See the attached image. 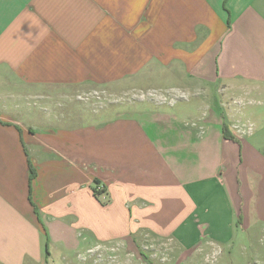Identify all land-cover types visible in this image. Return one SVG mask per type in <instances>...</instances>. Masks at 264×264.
I'll list each match as a JSON object with an SVG mask.
<instances>
[{
	"label": "crops",
	"instance_id": "1",
	"mask_svg": "<svg viewBox=\"0 0 264 264\" xmlns=\"http://www.w3.org/2000/svg\"><path fill=\"white\" fill-rule=\"evenodd\" d=\"M158 73L202 84L199 114L48 116L38 133L10 110L18 93ZM0 90V264H45L48 240L70 252L136 237L195 247L264 230V109L220 108L231 93L264 95V0H0Z\"/></svg>",
	"mask_w": 264,
	"mask_h": 264
},
{
	"label": "rangeland",
	"instance_id": "2",
	"mask_svg": "<svg viewBox=\"0 0 264 264\" xmlns=\"http://www.w3.org/2000/svg\"><path fill=\"white\" fill-rule=\"evenodd\" d=\"M164 75L158 73L154 79L132 82L127 86L118 83L74 90L59 94L60 97L54 95L47 98L40 91L24 98L18 93L11 99L16 101L17 107L14 108L12 104L13 108L10 110L14 114L17 112L15 115L18 119L31 115L29 117L34 122L31 123L38 133L42 128L38 123L48 116L61 121L60 125L64 122L72 125L79 122L77 117H73L74 114L76 116L82 113L85 122L94 121L98 112H109V117H113L127 108L145 109L134 107L156 108L164 112H182L193 107L194 113L199 114L201 110L197 107L205 99L207 89L202 84L189 85L179 78L165 80ZM159 92L165 93L161 99L158 98ZM66 94L72 96L65 97ZM221 100L223 107L220 108L227 110L264 109V95L258 93L239 91L231 93L229 97L225 95ZM221 100L219 98L220 103ZM85 236L83 231L79 232V239H84ZM46 251L45 264H264V230L251 228L244 233L243 229H239L235 240L230 243L201 242L195 247H185L174 241L136 237L132 244L119 240L99 244L90 242L70 252L64 246L55 245L48 240Z\"/></svg>",
	"mask_w": 264,
	"mask_h": 264
},
{
	"label": "built area",
	"instance_id": "3",
	"mask_svg": "<svg viewBox=\"0 0 264 264\" xmlns=\"http://www.w3.org/2000/svg\"><path fill=\"white\" fill-rule=\"evenodd\" d=\"M94 193L102 203L105 204L108 202L109 196L106 188L102 184L97 183L96 185H94Z\"/></svg>",
	"mask_w": 264,
	"mask_h": 264
},
{
	"label": "trees",
	"instance_id": "4",
	"mask_svg": "<svg viewBox=\"0 0 264 264\" xmlns=\"http://www.w3.org/2000/svg\"><path fill=\"white\" fill-rule=\"evenodd\" d=\"M226 131H227V128H226ZM226 137H228V135L226 134ZM31 177H33V170H32V175H31Z\"/></svg>",
	"mask_w": 264,
	"mask_h": 264
}]
</instances>
